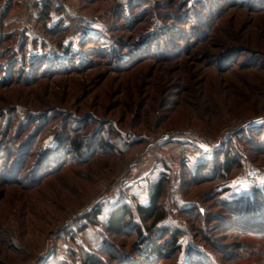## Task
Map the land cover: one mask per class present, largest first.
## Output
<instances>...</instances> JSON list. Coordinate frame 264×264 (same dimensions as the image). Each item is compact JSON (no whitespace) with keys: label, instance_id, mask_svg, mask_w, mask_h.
<instances>
[{"label":"rangeland","instance_id":"obj_1","mask_svg":"<svg viewBox=\"0 0 264 264\" xmlns=\"http://www.w3.org/2000/svg\"><path fill=\"white\" fill-rule=\"evenodd\" d=\"M259 9L264 1L0 0V147L9 149L0 151V165L15 150L12 173L0 169V264H89L88 257L94 264L122 258L143 264L130 231L149 222L134 206L148 203L160 179L158 204L171 225L191 232L184 253L197 258L193 264H264V227L224 228L221 219L230 216L223 187L264 184L263 145L253 151L243 132L232 136V153L254 166L233 169L228 183L214 172H195L204 158L216 157L225 133L253 118L252 142L264 129ZM144 32H159L161 41L137 45ZM61 45L68 52L58 56ZM235 45L245 49L228 59L246 67L216 70L214 55ZM91 131L92 143L101 138L115 146L111 155L41 176L63 155L75 159L64 150L65 135ZM55 137L61 149L36 163L39 148L55 147ZM119 204L137 224L116 235L103 221ZM184 253L157 264L182 263Z\"/></svg>","mask_w":264,"mask_h":264},{"label":"trees","instance_id":"obj_2","mask_svg":"<svg viewBox=\"0 0 264 264\" xmlns=\"http://www.w3.org/2000/svg\"><path fill=\"white\" fill-rule=\"evenodd\" d=\"M251 4L252 1L257 0H248ZM264 1V0H260ZM38 12L42 13V18L47 19L48 18V11L45 7L39 6L37 7ZM259 11H264L259 9ZM215 20V19H214ZM213 20V21H214ZM60 28V27H59ZM146 32V31H145ZM143 33L136 39L137 45L140 43L145 42V39H147L148 44L150 46L151 43H156V45L161 41L160 33ZM176 35V32H173ZM147 37V38H146ZM169 38V37H168ZM172 37L169 38V41H171ZM168 40V39H167ZM182 40V39H181ZM153 41V42H152ZM93 42V41H91ZM180 47V46H179ZM181 48V47H180ZM183 49V48H182ZM244 50L245 48L242 45H235L232 46L229 49L224 50L222 53L214 55V59L217 61L212 63V66L216 68V70L220 72H225L232 68L233 66L238 65L239 67H246V65L239 63L232 62L228 59V54L231 52H234L236 50ZM61 52L62 54L58 56L66 55L68 52V49L63 47L61 45ZM71 54V53H69ZM183 54V50L181 53V56ZM255 57H262L260 53H253ZM244 56V55H243ZM264 57V56H263ZM172 59V57H169ZM31 62V60H30ZM29 62V63H30ZM209 65V63H207ZM206 64V65H207ZM237 66V67H238ZM252 66H257L254 64V61H252ZM251 66V67H252ZM264 67V66H262ZM256 118H253L252 120H249L247 123H244L238 127L237 130L229 131L221 136L220 142L218 144L217 148V154L216 157L211 158H204L202 161H200V165H198L195 168V172L202 174H207L208 172H214L216 176H220L221 178L225 177L226 180H224V183H228L232 181L233 175L228 174L235 168L243 169L245 164L248 163L252 166H254L253 163L242 153L239 151L240 156H235L234 153L231 151V146L229 143L233 140L232 136L236 135L240 132H243L244 136L243 139L249 143L250 147L254 148L253 151H258L257 147L259 145H263L264 147V129L262 126L259 127V135L258 137H254L251 139L250 132L254 131L250 128V122L254 121ZM61 132L58 131L56 133L60 134ZM63 133V132H62ZM262 134V135H260ZM75 134L72 136L66 137V135L62 138V140H67L66 146L64 150L67 154H72L75 159H67V155H63L61 158V161L55 170L49 172V168L46 169L45 174L43 173L41 176H50L57 170L61 169L62 167H66L70 164H76V165H84L86 163H89L93 157L98 156H105V155H111L113 151L111 149H114L115 146L110 143V141H104L101 138L98 140L94 139L95 143H92V136L93 133H91L87 136H80L74 138ZM261 137L262 143L258 140V138ZM59 138V137H57ZM55 137V143L56 146H47V144H43L36 156V163L41 162V159L43 155L50 153L53 154L51 151L54 150V148L57 147V150H60L62 147V142ZM235 144V139H234ZM16 149V148H15ZM9 150L5 147H0V151H6ZM15 151V150H14ZM13 151V152H14ZM13 152H11L9 155L5 158V166L0 165V169H5L6 172L12 173L13 169V161H12V155ZM30 152H33L32 150ZM215 152V151H214ZM34 153V152H33ZM24 154H26V151L21 152L19 155H15V157H22ZM212 155V154H211ZM210 155V156H211ZM28 157V156H27ZM52 160L49 162V165H52L56 162L54 160V155H52ZM257 168H260L259 166H256ZM225 170L227 171V174H224ZM21 172H18L17 175L20 176ZM194 176V174H193ZM215 177V176H214ZM29 175L26 176V179L28 180ZM214 179V178H213ZM203 181H208V179L200 180L198 183H201ZM164 179H160L158 182H156L152 187L151 191L149 193L148 203L146 205L142 204H135V212L140 217V221L142 222H149V225L137 224V222L134 221V215L132 211L128 208L126 205H114L113 208L109 210L107 213L104 223L106 231L112 234H124L128 228L133 226V223L137 224V226L133 227L130 233L137 236V240L135 241V246L137 248V251L141 254V262L143 264H157V261L161 258H166L167 256H171L174 254H180L184 253V245L185 240L187 236H191V232L187 231L184 232L183 229L178 227L177 225H171L165 218L164 210L161 209V207L158 204V199L163 195L164 192ZM223 183V184H224ZM223 204L227 206L229 209L230 216L223 217L222 224L224 228H228V226L233 225L237 227V225H244V226H251L253 228H263L264 227V184L255 182L254 185L248 187L246 191H234L230 189L228 186L223 187ZM95 217H100V213H96L94 215ZM84 220L88 221V224L93 222V220L88 217L83 218ZM163 234V235H162ZM166 238H162V236ZM156 240V242H153L151 239ZM191 258H196L193 256L192 252L189 254V252L184 253V262L179 264H193L191 261ZM197 259V258H196ZM86 263L94 264V260H92L90 257L87 258ZM135 261H132L128 258H122L120 261V264H134ZM139 264V263H138ZM199 264V263H197Z\"/></svg>","mask_w":264,"mask_h":264},{"label":"built area","instance_id":"obj_3","mask_svg":"<svg viewBox=\"0 0 264 264\" xmlns=\"http://www.w3.org/2000/svg\"><path fill=\"white\" fill-rule=\"evenodd\" d=\"M60 15H61V16H64V11H63L62 7H60ZM135 169H136V168H135Z\"/></svg>","mask_w":264,"mask_h":264}]
</instances>
